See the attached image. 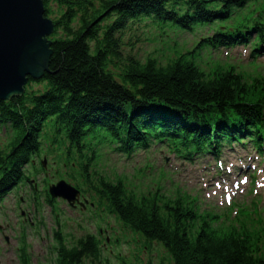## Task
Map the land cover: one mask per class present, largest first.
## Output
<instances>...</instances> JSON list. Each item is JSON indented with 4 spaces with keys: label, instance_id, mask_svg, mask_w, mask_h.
I'll use <instances>...</instances> for the list:
<instances>
[{
    "label": "trees",
    "instance_id": "obj_1",
    "mask_svg": "<svg viewBox=\"0 0 264 264\" xmlns=\"http://www.w3.org/2000/svg\"><path fill=\"white\" fill-rule=\"evenodd\" d=\"M43 1L50 18V0ZM54 1L63 11L54 20L52 56L42 78L28 76L23 94L0 100V128L11 127L14 133L0 151V203L26 179V166L41 154L49 129L50 149L64 151L65 164L77 166L72 180L94 192L97 206L143 237L146 246L161 244L173 264H264L259 211L251 216L243 210L234 222L233 207L219 213L199 196L180 188L168 192L161 183L137 192L122 178L111 179L94 168L98 146L107 141L129 156L152 142L169 143L185 154L221 155L240 140L264 149V75H244L221 63L204 69L198 61L207 46L252 42L250 30L256 32V48H264V0ZM248 9L250 14L242 15ZM249 18H255V27L248 32L217 34L165 62H142L123 53L120 35L136 23L192 32L197 26L237 21L240 30ZM34 84H43V90H34ZM97 134H103L98 142L91 137ZM250 217L253 222L247 224ZM54 240L53 264H110L95 235L69 246L58 230ZM26 260L22 264H29Z\"/></svg>",
    "mask_w": 264,
    "mask_h": 264
},
{
    "label": "rangeland",
    "instance_id": "obj_2",
    "mask_svg": "<svg viewBox=\"0 0 264 264\" xmlns=\"http://www.w3.org/2000/svg\"><path fill=\"white\" fill-rule=\"evenodd\" d=\"M99 4V1H96V5ZM259 6L260 2H257L254 9ZM49 7L53 11L50 19L54 22L63 9H60L54 0H50ZM252 9L241 13L248 16ZM78 21L79 19H76L74 22L75 27L78 26ZM239 21L241 22L242 19ZM205 26H197L193 32H184L173 26L148 25L147 21L136 23L130 25L120 35L123 40V53L131 54L142 62H146L147 58L165 62L175 56L177 51L181 53L193 51L221 28L220 25ZM242 51L244 54L241 53ZM249 56V48H236L226 54L224 50L219 52L205 47L198 61H201L204 69L221 63L234 66L244 75L256 73L264 75V57L253 61ZM43 88V84L33 85L34 90H43ZM13 134L11 127L0 128V151L6 149ZM101 136L103 137V134L91 135L96 138V142ZM51 137L52 133L47 129L42 136L41 154L26 166V179L14 187L0 203V264H22L23 257L27 258L29 264H53L56 247L54 234L58 230L67 237L69 246L75 245L76 240L87 234L99 237L103 241L102 257L110 264H149L150 262L173 264L161 244L153 243L146 246L143 237L127 229L115 215L97 206L98 199L94 192L78 186L77 183L81 181L72 180V177L77 178V166L65 164L63 160L65 156L63 158L60 156L64 151L57 150V147L55 150L50 149ZM114 147L116 145L113 146V143L108 141L98 146V160L94 163L96 172L111 179L122 178L127 187L130 189L134 187L137 192L158 188L161 183L168 192L170 188H180L190 192L191 195L197 194L203 200H209V197L198 192L203 190L200 184L207 186L205 189L215 188L211 191L214 198L224 194L219 188L223 187L226 181L222 184L217 183L221 180L213 162L184 163L163 145L155 149H151V146L139 149L133 154L134 157L124 156ZM161 150L162 153H159ZM236 150L237 152L226 147L224 164L232 166L231 159L240 156L250 157L254 152L253 149L239 152L238 147ZM42 162H46V167H42ZM162 173L165 174L163 178ZM257 174L256 171L255 175ZM224 177L225 175L221 176ZM61 181H66L84 191L83 196L90 204L94 203V207L87 205L83 210L79 207L73 208L62 199L48 203L46 190ZM33 185H35V193L31 191ZM257 190L264 193V188ZM214 193H217L216 197ZM251 198L248 197L245 201ZM259 210L264 218V201ZM251 211L254 212V209ZM245 222L251 224L253 217Z\"/></svg>",
    "mask_w": 264,
    "mask_h": 264
},
{
    "label": "water",
    "instance_id": "obj_3",
    "mask_svg": "<svg viewBox=\"0 0 264 264\" xmlns=\"http://www.w3.org/2000/svg\"><path fill=\"white\" fill-rule=\"evenodd\" d=\"M54 30L55 23L46 16L43 0H0V100L23 94L30 77L42 78L46 67L42 73L35 72L31 59L44 52L47 61L50 59L49 37ZM49 193L71 206L80 198V191L65 181L51 186Z\"/></svg>",
    "mask_w": 264,
    "mask_h": 264
},
{
    "label": "bare ground",
    "instance_id": "obj_4",
    "mask_svg": "<svg viewBox=\"0 0 264 264\" xmlns=\"http://www.w3.org/2000/svg\"><path fill=\"white\" fill-rule=\"evenodd\" d=\"M49 53V52H48ZM45 52L42 53V55H39V53H36V59H31L33 68L35 72L42 73V71L45 70V67L49 64V60L47 61L46 59ZM33 73V72H32ZM26 74H31V73H26ZM25 74H22V76ZM13 92V91H11ZM2 97V96H0Z\"/></svg>",
    "mask_w": 264,
    "mask_h": 264
},
{
    "label": "flooded vegetation",
    "instance_id": "obj_5",
    "mask_svg": "<svg viewBox=\"0 0 264 264\" xmlns=\"http://www.w3.org/2000/svg\"><path fill=\"white\" fill-rule=\"evenodd\" d=\"M31 184V183H30ZM34 188H31V191H33L35 193V185H33ZM100 233L102 234V231H100Z\"/></svg>",
    "mask_w": 264,
    "mask_h": 264
}]
</instances>
